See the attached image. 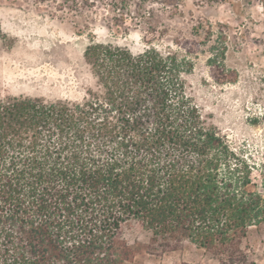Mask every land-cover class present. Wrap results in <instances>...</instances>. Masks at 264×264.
<instances>
[{"label": "trees", "instance_id": "trees-1", "mask_svg": "<svg viewBox=\"0 0 264 264\" xmlns=\"http://www.w3.org/2000/svg\"><path fill=\"white\" fill-rule=\"evenodd\" d=\"M84 58L81 99L0 95V264H127L185 242L256 264L243 242L264 224V174L189 94L192 57L91 42ZM132 221L147 243L124 239Z\"/></svg>", "mask_w": 264, "mask_h": 264}, {"label": "rangeland", "instance_id": "rangeland-1", "mask_svg": "<svg viewBox=\"0 0 264 264\" xmlns=\"http://www.w3.org/2000/svg\"><path fill=\"white\" fill-rule=\"evenodd\" d=\"M0 95L78 100L92 81L84 51L91 42L139 52L149 44L189 54L187 90L202 113L264 174V10L259 0H0ZM131 245L150 233L124 225ZM243 245L264 264V224ZM219 264L185 242L162 255L139 252L127 264Z\"/></svg>", "mask_w": 264, "mask_h": 264}]
</instances>
